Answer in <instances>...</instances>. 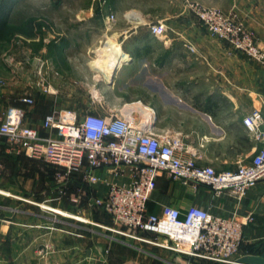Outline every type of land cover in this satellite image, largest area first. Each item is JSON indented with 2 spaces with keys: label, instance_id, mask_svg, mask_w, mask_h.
Here are the masks:
<instances>
[{
  "label": "crops",
  "instance_id": "0c3cea01",
  "mask_svg": "<svg viewBox=\"0 0 264 264\" xmlns=\"http://www.w3.org/2000/svg\"><path fill=\"white\" fill-rule=\"evenodd\" d=\"M190 2L234 15L264 48V0H53L50 3L55 15L49 20L59 31L50 34L51 30L48 32L40 27L42 43L36 53L52 65L48 80L54 93L44 94L35 89L28 78L30 61L22 65L12 58L8 68L11 78L6 79L0 90V112L10 106L24 109L25 124L44 135L41 122L46 114L59 104L82 99L76 93L77 85L73 80H88L90 71L78 67L73 61L75 56L87 54L99 40L114 39L120 47L116 52L127 54L129 60L113 71L111 82L105 81L107 90H97L105 93L101 101L142 104L153 115L154 131L157 134L168 131L169 136H179L188 151L187 157H193L199 166L221 172L234 170L239 163H248L256 150L264 148V137L257 140L243 124L248 114L259 110L264 131V69L247 56L232 51L225 42L210 36L189 11ZM13 8L8 13L6 25L14 22L17 11ZM156 8L162 9L157 11ZM65 10H70V14L63 17L59 13ZM132 12L135 15L128 16ZM110 14L115 17L111 27ZM30 19V16L21 17L22 23ZM158 22H164L168 28L163 38H157L149 31V26ZM188 46H193V51ZM24 53L26 55L30 50L26 49ZM98 74L103 77L102 73ZM130 82L134 89L126 91ZM22 97L32 98L33 105L23 104ZM29 158L10 152L5 143L0 145V176L11 183L6 185L7 193L14 198L23 195L45 199L52 186L64 200L60 208L81 217L74 216L80 222L58 220L51 227L39 223L37 220L42 217L29 212H22L21 219L15 218L17 213L11 209L0 218V264L170 262L165 255L142 256L124 242H111L105 227H114L112 220L87 205L89 195L104 196V185L94 184L90 192L79 181L67 182L62 187L55 181V172L44 167L31 174L20 171ZM17 175H20L18 181L15 180ZM76 177L81 178L79 174ZM106 177L111 179V176ZM119 180L127 181L126 178ZM163 205L181 213L187 207L195 206L223 218L250 217L252 220L243 225V242L235 258L251 255L245 249L251 245L264 253V180L238 201L227 192L213 195L204 185H184L164 174L157 178L146 209L149 214L157 215ZM58 211L60 215L72 217ZM173 261L176 264H200L178 257Z\"/></svg>",
  "mask_w": 264,
  "mask_h": 264
},
{
  "label": "built area",
  "instance_id": "2783aa9c",
  "mask_svg": "<svg viewBox=\"0 0 264 264\" xmlns=\"http://www.w3.org/2000/svg\"><path fill=\"white\" fill-rule=\"evenodd\" d=\"M192 5L208 33L264 69V50L255 44L253 34L241 22L219 10ZM149 31L163 38L168 28L158 22L150 25ZM188 49L193 51V46ZM33 63L34 86L41 93H54L48 80V62L34 58ZM4 85L0 80V90ZM20 101L27 106L34 103L29 97ZM131 104L134 103L124 104L117 113L103 115L88 111L80 116L73 109L54 108L41 122L44 135L25 124L24 109L10 106L0 112V140L12 153L55 166L54 178L62 187L72 174H79L88 186L104 185V196L89 195L87 205L110 217L114 227H105L106 230L171 251L188 262L233 264L243 242V225L252 218H223L195 206L181 213L168 205L154 215L147 212L146 204L157 178L164 174L184 185H204L213 195L227 192L239 201L264 180V148L256 150L248 163L217 172L187 157L179 136H169L168 131L157 134L153 118L145 119L136 111L125 109ZM243 124L257 140L264 137L259 110L248 114ZM121 178L127 181L121 182Z\"/></svg>",
  "mask_w": 264,
  "mask_h": 264
},
{
  "label": "rangeland",
  "instance_id": "374dc122",
  "mask_svg": "<svg viewBox=\"0 0 264 264\" xmlns=\"http://www.w3.org/2000/svg\"><path fill=\"white\" fill-rule=\"evenodd\" d=\"M50 1H53V0H0V78L3 79L2 80L3 82H5L6 79L11 78L9 75L8 68H9V64H12V58L14 60L17 59V61L15 60V62L19 61V63L22 65L26 64V61L27 62L30 61L29 62L30 65H27L28 67L27 66L26 67L27 69L30 70V75L28 76V78L30 79L33 85H34V81L36 80L34 76V70H35V64L33 63L34 58H40L43 61L48 62V71L53 70L51 63L47 61L46 59H44L43 56H40L36 53L38 45L42 43V40H41L42 35L39 33V30H41L40 27L48 29V32L49 30H51V32H49L50 34H55L59 31L55 29V27L53 26L54 23L50 22L52 20H49L50 17L55 15V12L53 10V7ZM82 1H85V0H82ZM11 3L15 4L14 8L12 7ZM196 3L205 8L219 10L213 7L204 6L198 2H190V6H188V9L194 16H196L197 9L196 7H192L193 6L192 4H196ZM11 7L13 8V10L15 9L17 12L14 13L16 14L14 22L10 23L9 25H6L8 13L12 9ZM154 9L155 8H153V10ZM161 9L162 8H156L157 11ZM59 14H61L64 17L70 14V10H67V11L65 10L63 13H59ZM223 14L236 18L234 15H231V14H227V13H223ZM25 16H30L31 19L28 20V22L26 21L22 23L21 17H25ZM110 16L113 17L112 20L109 19L108 21L109 26L111 27L115 23V17L112 14H110ZM243 26L247 30H249L244 24ZM203 27L207 30L205 26ZM250 32L253 34L252 31ZM209 35L212 36L210 33ZM253 38H254L255 44L259 46V44L257 43L255 39L254 34H253ZM225 43L229 47V44L227 42ZM94 45H95L94 48L91 51H89L87 54L75 56L73 60L75 64L79 65L78 67H82L84 70L87 69V71H90L88 73L89 74L88 80H85L82 78L73 80L75 85H77L75 88L76 93L81 95L82 97L80 98L82 99L74 103L59 104L57 107L58 109H62V108L63 109L65 108L73 109L80 116H82L88 111H91L94 113L102 112L101 115H103V112L104 114L117 113V111L120 108H122L124 104L130 102V101H124V102L116 103L112 101L111 102L109 101L107 102L104 100L101 101L102 97H105L103 95L105 93H100L97 90H99L100 88H104L105 90H107L104 84L105 81H107L106 78L102 77L101 74H98V73H101L100 72L101 65H102V62L100 59L101 54L108 53L109 55H113L116 53L117 51L116 49L120 47L117 41L114 39L99 40ZM259 47L264 50L263 47L261 46ZM24 48L30 50V53L25 55L24 52L26 51V49L24 50ZM34 87L36 90H38L36 86ZM133 87H134L133 82H130L126 87V91L133 90L134 89ZM92 95L95 98L92 97ZM125 109L129 111L134 110L137 113L141 114L142 117L144 116V118L145 117L153 118V115L152 113H150V110L148 108H145L142 104H139V103L126 105ZM1 144L3 145L4 143L0 142V145ZM25 161L26 163L22 164L24 165V167L20 168L19 169L20 171L22 170L25 172H29V174H31L33 171L35 172L37 171V169L41 167H44L47 171L49 170H51L52 172L56 171L55 166L47 164L37 159L29 158L28 162L27 160ZM15 169L18 170L17 167ZM48 175L49 173H47V176ZM16 177L17 178H15V180L18 181V178L20 177V175H17ZM8 184L11 185L10 182L7 183V181L5 180L3 176H0V218L3 216H6L7 212L11 211V209H14L15 210L14 212L17 213L15 215V218L21 219L22 212H29L30 214H34L36 217L41 216L42 220H37V221L39 223H42V224H45L51 227L54 226L55 224L54 221H58V220H61L64 222H70V223L80 222L79 220L74 219V217H67V216L65 217L63 215H60L61 213L58 210L65 212L59 206L60 204L64 202V200L63 198L60 199L59 193L57 194V192H54V187L51 186V189H50L51 192L47 194L45 199L44 198L36 199L34 197L26 198V197H23V195L22 196L19 195L21 196V198H14V197H11V195L7 193L8 191L6 190V185ZM15 185H18V183L16 182ZM65 213H67L68 216H75L77 218H81L77 215H74L72 212H65ZM94 228L95 230L97 229L102 230L99 227H94ZM107 234L109 235L111 242L113 241L124 242L127 247L134 248V250H132V251H135L134 253L142 255V256H148L151 254H162V255H165L169 259L170 262L168 264H176L173 261L174 257L183 259L182 257L176 255L175 253L171 251H168V250H165L160 247L153 246V245L145 244L143 242L125 237L123 235L117 234L112 231H107ZM150 236L154 237L155 235L150 234ZM44 253L45 252H43V254ZM211 264H217V263H211Z\"/></svg>",
  "mask_w": 264,
  "mask_h": 264
},
{
  "label": "bare ground",
  "instance_id": "6f19581e",
  "mask_svg": "<svg viewBox=\"0 0 264 264\" xmlns=\"http://www.w3.org/2000/svg\"><path fill=\"white\" fill-rule=\"evenodd\" d=\"M133 15H135V13H128V16H133ZM100 59L102 62L100 72L108 82H111L113 71L117 67H119L122 62L128 61L129 56L123 53L122 51H118L113 55H109L108 53H102ZM145 119H151V118L145 117Z\"/></svg>",
  "mask_w": 264,
  "mask_h": 264
},
{
  "label": "trees",
  "instance_id": "16d2710c",
  "mask_svg": "<svg viewBox=\"0 0 264 264\" xmlns=\"http://www.w3.org/2000/svg\"><path fill=\"white\" fill-rule=\"evenodd\" d=\"M0 142H3V140H0ZM51 173H54V172H51ZM76 176H78V174H72L68 182H70V181L73 182V183L74 182L76 183V181L82 182L81 178H79V177L77 178ZM81 185L87 190V192H90L91 189H92V186H88L85 183H81ZM245 249H246L247 253H249V254H261L263 252L259 247L253 246V245L246 246ZM200 264H211V262L203 261Z\"/></svg>",
  "mask_w": 264,
  "mask_h": 264
},
{
  "label": "water",
  "instance_id": "95a60500",
  "mask_svg": "<svg viewBox=\"0 0 264 264\" xmlns=\"http://www.w3.org/2000/svg\"><path fill=\"white\" fill-rule=\"evenodd\" d=\"M233 264H264V253L260 255H245L237 258Z\"/></svg>",
  "mask_w": 264,
  "mask_h": 264
}]
</instances>
